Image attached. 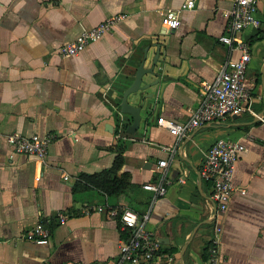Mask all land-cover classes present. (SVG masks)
Instances as JSON below:
<instances>
[{
	"label": "crops",
	"instance_id": "crops-1",
	"mask_svg": "<svg viewBox=\"0 0 264 264\" xmlns=\"http://www.w3.org/2000/svg\"><path fill=\"white\" fill-rule=\"evenodd\" d=\"M186 1L0 0V264H118L119 243L130 230L110 210L124 209L148 214L146 228L173 264H207L216 223L220 264H264V0L259 26L240 34L249 46L252 107L263 122L232 115L177 141L158 119L187 120L203 84L239 55L218 41L230 0H193L176 29L165 27V14ZM116 15L122 18L99 41L60 56L63 43ZM154 58V74H145L142 86L156 84L127 97L141 108L139 129L128 135L132 117L119 112L123 93ZM119 132L133 140L118 141ZM11 134L53 136L46 158L15 153L6 141ZM220 138L246 148L232 180L245 193L235 191L216 219L212 186L200 170ZM119 155L114 175L127 183L122 192L108 197L82 181L111 169ZM162 160L166 167H159ZM161 170L169 184L154 199L142 186L158 183ZM38 223L50 230L46 245L23 239Z\"/></svg>",
	"mask_w": 264,
	"mask_h": 264
},
{
	"label": "built area",
	"instance_id": "built-area-1",
	"mask_svg": "<svg viewBox=\"0 0 264 264\" xmlns=\"http://www.w3.org/2000/svg\"><path fill=\"white\" fill-rule=\"evenodd\" d=\"M229 23L226 33L219 37L218 41L232 51L238 52V57L229 58L224 65L216 72L211 81L205 82L202 86V101L185 121H174L159 118L157 123L164 127L174 136L177 141L184 138L195 128L209 122L222 121L228 116L249 114L260 119L252 107L253 95L251 86L247 80V67L250 61L249 46L240 38V34L247 28H257L259 19L257 10L259 0H230ZM194 8L193 0L186 1L179 10L168 11L164 16V24L168 30H174L179 25V13L182 10ZM122 16H112L105 19L98 25L81 32L72 41L63 43L59 48L61 57L68 58L78 55L88 45L99 41ZM263 122V120H261ZM117 139H129L119 132ZM53 136H39L36 134L23 136L11 134L6 137L8 146L18 154L34 156L44 160L48 153V146ZM245 146L239 141L228 138H220L215 141L206 154L200 176L211 183V201L213 203V216L217 219L228 209L231 195L235 191L244 194V189H238L233 185L236 161ZM172 152V151H171ZM159 167H166V161L159 162ZM180 183L184 180L181 178ZM165 170L160 171L158 183H147L142 187L154 194V199L166 193ZM97 212H103L104 207H97ZM89 209H84L88 214ZM110 215L117 218L121 226L130 230V236L126 241L119 243L120 258L118 264L124 261H133L135 264L147 263L157 260L158 264H173V257L169 254H162L159 244L152 232L147 230L146 224L148 214L139 216L136 212L124 209L122 211L110 210ZM64 216H60L63 223ZM221 227L215 224L213 235L208 250L207 264H220L218 258V245L220 242ZM23 239L36 245H46L50 241V230L38 223L34 225Z\"/></svg>",
	"mask_w": 264,
	"mask_h": 264
},
{
	"label": "water",
	"instance_id": "water-1",
	"mask_svg": "<svg viewBox=\"0 0 264 264\" xmlns=\"http://www.w3.org/2000/svg\"><path fill=\"white\" fill-rule=\"evenodd\" d=\"M156 63H157V58H154L152 62V66L149 69H144L143 64H141L138 70L136 71L134 81L123 93L122 100L119 106L120 107L119 112L120 114L129 115L132 117V122L126 129V133L128 135H134L136 131L139 129L141 108L128 105L127 97L131 94L137 93L138 91H144L156 84L153 83L142 86V77L145 74H154V67ZM150 97L151 96H148V98Z\"/></svg>",
	"mask_w": 264,
	"mask_h": 264
},
{
	"label": "trees",
	"instance_id": "trees-1",
	"mask_svg": "<svg viewBox=\"0 0 264 264\" xmlns=\"http://www.w3.org/2000/svg\"><path fill=\"white\" fill-rule=\"evenodd\" d=\"M117 140L119 141V139ZM118 141L115 146L118 150H121L120 148L122 146L118 145ZM122 160V156L119 155L118 157H116L111 169L99 174L84 175L82 181L89 185H93L102 189L104 194H106L108 197L117 195L118 193L123 191L127 184L123 179H117L114 175L116 169L122 163Z\"/></svg>",
	"mask_w": 264,
	"mask_h": 264
}]
</instances>
